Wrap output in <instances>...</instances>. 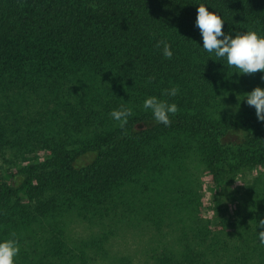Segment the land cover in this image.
<instances>
[{
    "label": "trees",
    "instance_id": "1",
    "mask_svg": "<svg viewBox=\"0 0 264 264\" xmlns=\"http://www.w3.org/2000/svg\"><path fill=\"white\" fill-rule=\"evenodd\" d=\"M201 4L222 18L225 35L264 38V0H0V155L47 153L42 163L11 157L0 169V243L18 240L14 264H91L92 248L100 250L139 203L127 201L129 187L134 193L143 178L192 154L209 171L217 200L248 172L261 174L232 193L228 208L215 207L213 230L196 199L175 197L187 211L178 230L189 244L181 254L165 245L158 264H264V229L256 226L264 219V122L244 100L264 90V73L242 75L203 50L195 26ZM161 40L171 59L156 47ZM82 70L96 75L87 92L71 84ZM173 86L176 96L163 95ZM227 95L246 107L225 112ZM153 96L177 105L170 126L143 108ZM45 102L58 115L50 130L39 118ZM121 106L133 112L124 129L109 115ZM162 205L145 221L166 223L158 211L170 209ZM70 215L102 232L71 249Z\"/></svg>",
    "mask_w": 264,
    "mask_h": 264
},
{
    "label": "rangeland",
    "instance_id": "2",
    "mask_svg": "<svg viewBox=\"0 0 264 264\" xmlns=\"http://www.w3.org/2000/svg\"><path fill=\"white\" fill-rule=\"evenodd\" d=\"M77 77L78 80L71 82V84L75 87H82L86 92L88 85L95 84L96 75L90 71L82 70L78 72ZM225 97V102L222 105L223 110L236 112L234 109L238 103L234 101L232 96L227 95ZM47 103L40 104L39 118L43 121L42 125L50 130L52 122L58 118V115L56 109ZM245 104H241L239 111L246 107ZM30 107L31 103L28 104V111H31L29 110ZM187 145L184 142V146L181 147L183 151L187 150ZM15 152L9 154L7 151L4 156L0 155V169L9 167L6 160L9 161L11 157L19 164L24 163L25 165L42 163L47 157V153L41 151L26 156ZM199 159L196 154H192L191 157L183 158L180 162L182 164H174L169 168L149 174L143 178V184L138 183L136 185L133 189L134 193L129 187L127 201L129 204L131 201L135 202L134 198L136 197L139 203L138 205L135 203L133 209L125 212L122 216V226H119L118 232L111 236L100 250L96 251L92 248L91 264H158L157 259L164 254L165 245L181 254L189 242L187 237L185 241V235L178 230V227H180L179 224L182 219L187 222L185 218L187 211L181 212L174 198L182 197L183 204L196 199L197 205L194 204V208L199 210L198 215L203 218L206 224L209 222L210 229L213 230L217 223L213 217L215 207L219 204L222 209L228 208L229 204L233 203L231 202L232 193H240L246 185L253 184L261 174L259 169L248 172L244 177L237 179L233 185L221 188V194L217 200L218 192L215 191L210 173ZM194 192H196V197L192 196ZM162 201L168 204L170 209L168 213L170 214L158 211V216L164 221L166 220V223L155 224L152 222L151 216L145 221V214L152 208L163 207ZM189 218L191 221L192 217ZM67 222L68 246L71 249L78 250L88 245L92 232H102L98 226L93 225L87 219L83 220L81 217L76 218L70 215ZM194 246L200 248L198 244Z\"/></svg>",
    "mask_w": 264,
    "mask_h": 264
},
{
    "label": "clouds",
    "instance_id": "3",
    "mask_svg": "<svg viewBox=\"0 0 264 264\" xmlns=\"http://www.w3.org/2000/svg\"><path fill=\"white\" fill-rule=\"evenodd\" d=\"M224 22L222 18L201 4L197 8L195 26L200 30L203 39V50L214 53L217 58H226L229 68L235 67L240 74L252 75L257 72L264 73V38L258 37L255 31L245 34H236L235 38L225 35L222 31ZM223 37V39H220ZM162 47V54L166 59H171L173 53L171 45L164 40L158 41L157 48ZM155 78L149 77L146 83H151ZM264 80V76L261 77ZM178 87L165 89L163 95L176 96ZM247 105L255 108L257 120L264 122V90L256 87L251 93L245 94ZM240 105L235 106L234 111H239ZM143 108L151 110L154 120L165 126H170L169 114L175 115L179 109L176 104L158 100L155 96L144 101ZM111 118L118 122L121 129L128 123V118L133 115L131 108L121 106L119 110L109 113ZM251 222V221H250ZM257 228L264 229V219H261ZM15 233L12 236L15 237ZM260 245L264 246V231L259 232ZM20 252L19 242L9 239L0 243V264H14V257Z\"/></svg>",
    "mask_w": 264,
    "mask_h": 264
}]
</instances>
